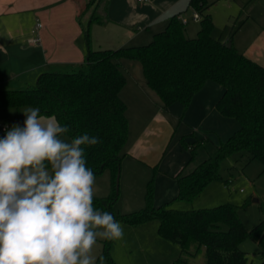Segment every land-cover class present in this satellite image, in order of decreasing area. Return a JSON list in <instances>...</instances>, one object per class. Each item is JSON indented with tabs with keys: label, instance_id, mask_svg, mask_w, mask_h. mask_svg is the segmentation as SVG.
Masks as SVG:
<instances>
[{
	"label": "trees",
	"instance_id": "16d2710c",
	"mask_svg": "<svg viewBox=\"0 0 264 264\" xmlns=\"http://www.w3.org/2000/svg\"><path fill=\"white\" fill-rule=\"evenodd\" d=\"M190 5L200 14L194 37L184 34L183 23L173 15L165 29L146 44L103 49L88 46L78 69L44 71L32 86L0 90V107H38L41 115L55 116L61 125H68L70 137L85 132L99 137L100 143L85 148L86 166L95 175L109 169L111 191L106 196L94 195V208L128 224L157 219V233L179 245L172 264H197L190 258L202 249L205 264H246L247 253L239 247L245 238L257 243L261 252L257 264H264L263 201L259 205L262 218L247 228L238 216L239 206L232 203L192 209L173 208L170 202L155 206L150 179L144 207L126 213L113 211L119 196L116 179L121 151L128 134L126 104L119 95L126 81L119 66L122 58L140 62L146 85L163 106L179 101L186 107L207 80L217 82L223 91L215 102L216 110L239 122L238 129L220 140L210 156L191 171L176 174L175 200L189 201L210 181L221 179L220 162L234 152H245L248 159H258L264 165V66L212 35L213 21L205 0H190ZM88 34L85 28L87 40ZM190 151L194 154V147ZM109 246L110 241H103L107 255Z\"/></svg>",
	"mask_w": 264,
	"mask_h": 264
},
{
	"label": "crops",
	"instance_id": "0c3cea01",
	"mask_svg": "<svg viewBox=\"0 0 264 264\" xmlns=\"http://www.w3.org/2000/svg\"><path fill=\"white\" fill-rule=\"evenodd\" d=\"M205 1L213 21L212 35L232 43L264 66V1L253 0L252 7L247 8L249 0H232L236 9L226 12L219 33L214 31L217 21L212 5L216 0ZM258 2L260 8H253ZM95 9H100V15L92 13ZM194 11L190 0H0V90L32 86L44 71L83 65L88 46L103 49L146 44L165 29L173 15L180 21L186 19L184 34L194 37L199 29V21L192 16ZM189 22H197L196 27L189 28ZM85 28H89L88 40ZM36 37L39 42H32ZM135 61L119 60L126 77L119 95L126 104L128 134L121 151L118 200L131 208L127 212L145 206L150 179L154 182L155 206L174 201L176 174L191 171L214 152L220 140L239 127L235 118L224 116L215 108L223 91L217 82L207 80L186 107L179 101L163 106L146 85L140 62L138 65ZM189 145L194 147V154ZM207 145L212 151L196 160V147ZM108 171L105 188L99 194L94 192L95 196L110 193ZM150 221L122 225L128 236L135 234L136 239L144 231H154L155 225Z\"/></svg>",
	"mask_w": 264,
	"mask_h": 264
},
{
	"label": "clouds",
	"instance_id": "9594fccd",
	"mask_svg": "<svg viewBox=\"0 0 264 264\" xmlns=\"http://www.w3.org/2000/svg\"><path fill=\"white\" fill-rule=\"evenodd\" d=\"M0 138V264H97L98 239H122L121 224L94 208L95 174L85 148L100 143L38 107Z\"/></svg>",
	"mask_w": 264,
	"mask_h": 264
},
{
	"label": "rangeland",
	"instance_id": "374dc122",
	"mask_svg": "<svg viewBox=\"0 0 264 264\" xmlns=\"http://www.w3.org/2000/svg\"><path fill=\"white\" fill-rule=\"evenodd\" d=\"M264 1V0H262ZM253 0L247 2V8L252 7ZM260 2L255 3L253 8H260ZM236 4L232 0H216L212 5V9L216 13V29L218 33L223 27L225 14L230 9H236ZM100 9L92 13L99 14ZM197 22H189V28L196 27ZM228 29V28H227ZM216 32V33H217ZM89 33V28H88ZM136 64L140 65L138 61ZM74 67L68 70H76ZM83 67V66H82ZM59 71V70H58ZM30 106L8 107L6 109L0 107V122L6 124V129H11L13 124L24 126L26 119L23 110ZM45 116V115H42ZM49 117V116H45ZM6 135L5 130L0 128V138ZM70 137V135L68 134ZM184 150L188 151L183 147ZM210 146L196 147V155L194 158L202 159L203 155L211 152ZM243 154V155H242ZM208 155V154H207ZM206 155V156H207ZM219 171L221 179L210 181L194 198L191 200H174L170 206L178 209H192L198 207H212L223 203H232L239 206L237 213L243 224L247 228L256 225L262 218L260 203L264 202V165L258 159H248L245 152H234L220 162ZM108 169L95 175L94 192L101 193L105 188V182H108ZM110 180V179H109ZM120 178L118 173L117 190L119 192ZM96 195V194H95ZM247 202L246 206H242ZM129 207V206H128ZM131 209L119 200L113 206L116 213L127 212ZM149 224H154L155 229L147 230L140 238H131L128 236V230L123 229L124 223L120 222L124 235L122 239L110 241L108 255L103 250V240L97 241L94 246L93 255L97 257V264H172V259L179 255V245L171 240L161 237L157 233V219H150ZM148 224V223H147ZM153 231V234H149ZM239 247L247 253L246 264H257L261 260V252L255 241L245 238L239 244ZM197 264H205L204 250H200L195 256L190 258Z\"/></svg>",
	"mask_w": 264,
	"mask_h": 264
},
{
	"label": "built area",
	"instance_id": "2783aa9c",
	"mask_svg": "<svg viewBox=\"0 0 264 264\" xmlns=\"http://www.w3.org/2000/svg\"><path fill=\"white\" fill-rule=\"evenodd\" d=\"M136 1H138V2H149L151 0H136ZM192 16H193V19L194 20H199V18H200V14L197 11H194L193 14H192ZM181 21H182V23H186V19H184V18ZM39 25H40V23H38V26ZM32 42L38 43L39 42V38L38 37L33 38L32 39ZM0 128L2 130H5L6 129V124L0 122ZM190 147H191V145L188 146V148H190Z\"/></svg>",
	"mask_w": 264,
	"mask_h": 264
},
{
	"label": "water",
	"instance_id": "95a60500",
	"mask_svg": "<svg viewBox=\"0 0 264 264\" xmlns=\"http://www.w3.org/2000/svg\"><path fill=\"white\" fill-rule=\"evenodd\" d=\"M117 183H118V176H117V179H116V188H117Z\"/></svg>",
	"mask_w": 264,
	"mask_h": 264
}]
</instances>
